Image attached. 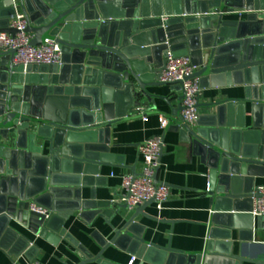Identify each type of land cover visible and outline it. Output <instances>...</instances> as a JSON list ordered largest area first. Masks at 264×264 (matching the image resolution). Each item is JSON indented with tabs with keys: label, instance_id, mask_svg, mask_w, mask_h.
<instances>
[{
	"label": "water",
	"instance_id": "95a60500",
	"mask_svg": "<svg viewBox=\"0 0 264 264\" xmlns=\"http://www.w3.org/2000/svg\"><path fill=\"white\" fill-rule=\"evenodd\" d=\"M17 6L31 43L56 39L62 58L59 65L25 67L13 62L16 50L0 53V247L33 260L35 235L69 239L78 264H115L103 256L111 245L150 264H264V242L241 236L236 245L232 239L239 214L252 216L253 231L255 220L264 227V216L252 214L254 177L264 174V0H0V33H17L9 26ZM169 48L190 56L201 87L243 86L242 96L207 104L216 112L181 131L209 168L207 252L147 240L137 217L147 216L152 199L118 228L109 219L110 240L94 229L100 246L94 255L67 224L77 212L89 223L109 213L125 217L121 206L103 211L107 205L94 190L82 198V187L99 184L103 165L123 164L111 149L112 127L137 107L164 98L150 87L171 84L161 81ZM171 85L178 92L180 86ZM183 98L173 108L176 116ZM158 172L154 180L163 183ZM31 202L48 208V216L30 210Z\"/></svg>",
	"mask_w": 264,
	"mask_h": 264
},
{
	"label": "crops",
	"instance_id": "0c3cea01",
	"mask_svg": "<svg viewBox=\"0 0 264 264\" xmlns=\"http://www.w3.org/2000/svg\"><path fill=\"white\" fill-rule=\"evenodd\" d=\"M19 13H24L20 6H17ZM234 18L233 16H226ZM238 17V16H237ZM11 17L10 19H12ZM243 86L226 85L219 87H202L200 92V116L215 113V108L207 104L227 97L243 95ZM150 90L164 98L157 97L150 101L148 106H143L144 113L135 109L127 117L122 118L112 127L111 149L114 154L123 156V164L103 165L100 169V181L95 186H83L82 198L89 199L92 191L96 192V200L102 201L105 205L103 211L117 209L121 206L120 215L109 217L97 216L92 223L79 218V212L69 221L68 231L71 232L82 245H86L92 254L97 255L100 246L91 236L94 229H98L108 240L113 237L115 228L123 225L125 220L134 211L128 207H122L117 199L125 192L123 177L126 174H140L144 168L143 157L139 152L138 145L150 137L161 135L163 138V153L161 167L158 172V179L167 184L170 188L169 200L162 209H159L156 202L147 204L144 212L137 220L145 226L144 235L150 242L162 246L171 245L173 248L185 252H207L206 245L209 239V228L212 221L213 209L209 196L208 165L199 154H195L189 141H184L181 134L185 128L175 125L177 116L173 114V108L179 106V94L171 84L150 87ZM249 109V106H248ZM247 109L246 119L248 126L251 123V111ZM242 112L237 111L238 118ZM144 116L148 119L144 120ZM162 116L169 118L166 128L160 126ZM254 188L264 183V174L254 177ZM97 184V183H96ZM254 205V204H253ZM240 217L234 220L232 229L233 242L239 245L243 236L244 239H254V243L264 242V227L258 228L255 220L253 231V218L249 214H239ZM110 219V220H109ZM16 225V224H14ZM261 225H264L262 222ZM55 236V235H54ZM53 236V237H54ZM56 237V236H55ZM33 244L39 249L34 252V259L43 264H78L80 259L75 252L71 241L62 237L61 240H52L30 235ZM58 239V238H56ZM253 250V247H250ZM238 252V248H236ZM78 253V252H77ZM105 259L115 264H130L132 255L111 245L104 252ZM154 257H160V253L154 251ZM31 260L24 253L19 256L10 255L7 250L0 247V264H28ZM86 264H98L89 262ZM133 264H150L143 262L137 257ZM249 264V263H244Z\"/></svg>",
	"mask_w": 264,
	"mask_h": 264
},
{
	"label": "built area",
	"instance_id": "2783aa9c",
	"mask_svg": "<svg viewBox=\"0 0 264 264\" xmlns=\"http://www.w3.org/2000/svg\"><path fill=\"white\" fill-rule=\"evenodd\" d=\"M16 2V0H13ZM17 11V10H16ZM10 27L17 29L16 34L1 32L0 33V53L16 50L13 62L18 65H59L62 58V46L56 39L47 38L39 45H33L31 40L33 34L28 32L27 18L24 13H19L10 19ZM165 60L164 69L161 74V81L173 85H179L178 93L184 94L182 100V110L177 116L175 125L181 128L188 127L195 129L197 127L200 111V92L201 80L199 77L192 75L198 71L189 55L176 56L169 48L163 54ZM144 107H137L135 110L144 113ZM144 120L148 117L144 116ZM169 124V118L162 116L160 126L166 128ZM163 138L161 135H155L150 139L138 145L139 152L143 157L144 168L138 175L126 174L122 183L125 192L117 201L125 204L129 209L135 210L140 205L156 200V205L162 209L169 200L170 188L165 183H157L154 180L157 170L161 167V157L163 153ZM254 205L252 214L255 217L264 216V183L257 185L254 189ZM30 210L48 216L49 209L44 206L31 202ZM137 256H133L130 264H133ZM28 264H43L37 259L31 260Z\"/></svg>",
	"mask_w": 264,
	"mask_h": 264
}]
</instances>
